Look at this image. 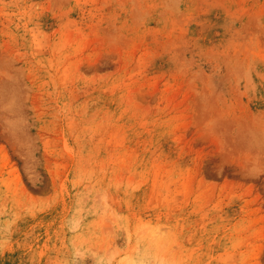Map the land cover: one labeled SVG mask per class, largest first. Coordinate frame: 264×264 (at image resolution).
<instances>
[{"label":"rangeland","instance_id":"1","mask_svg":"<svg viewBox=\"0 0 264 264\" xmlns=\"http://www.w3.org/2000/svg\"><path fill=\"white\" fill-rule=\"evenodd\" d=\"M0 264H264V0H0Z\"/></svg>","mask_w":264,"mask_h":264}]
</instances>
